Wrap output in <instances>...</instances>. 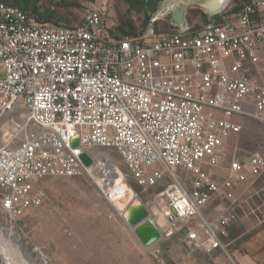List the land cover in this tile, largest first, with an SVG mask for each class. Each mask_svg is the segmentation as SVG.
Listing matches in <instances>:
<instances>
[{
	"label": "built area",
	"instance_id": "built-area-1",
	"mask_svg": "<svg viewBox=\"0 0 264 264\" xmlns=\"http://www.w3.org/2000/svg\"><path fill=\"white\" fill-rule=\"evenodd\" d=\"M207 15L200 27L120 37L99 0L88 1L75 26L38 25L0 1V113L26 111L18 129L0 135V204L12 224L43 202L40 179L92 176L116 150L144 188L169 172L172 182L158 194L169 226L179 223L194 250L235 264L225 238L236 215L205 209L237 199V186L264 173V152L230 159L223 148L243 129L241 118L264 122V84L248 72L261 60L264 0Z\"/></svg>",
	"mask_w": 264,
	"mask_h": 264
},
{
	"label": "rangeland",
	"instance_id": "rangeland-1",
	"mask_svg": "<svg viewBox=\"0 0 264 264\" xmlns=\"http://www.w3.org/2000/svg\"><path fill=\"white\" fill-rule=\"evenodd\" d=\"M30 1L58 11L64 20L70 22L67 24L78 25L83 22L85 7L90 0ZM99 1L107 5L111 29L119 24L132 23L137 34L149 27H154L158 32L177 30L170 26L168 17L152 22L151 15L158 0ZM190 7V24L195 27L205 24L207 12L200 6ZM260 55V62L249 67L248 72L264 84V45ZM24 114L25 110L0 113V135L18 129ZM240 122L243 129L231 134L223 146L230 159L264 152V122L248 117L241 118ZM111 153L114 163L144 202L154 204L158 194L172 182L171 175L166 171L163 180L156 186L144 188L137 182L122 155L116 150ZM155 168L163 170L160 164L152 167ZM204 170L211 175H225L221 167L204 166ZM175 172L189 181L187 169L177 167ZM249 181L236 192L237 199L221 202L224 211L237 217L225 238L236 264H239L238 257L264 261V173L254 182ZM35 191L42 193L43 202L26 210L13 224L0 204V224L18 237L37 264H218L231 261L230 257L217 251L207 254L194 250L186 241L185 229L170 237L164 236L153 246L144 249L122 216L125 206L122 208L107 198L93 176L45 177L37 182ZM161 205H164L166 214L165 202ZM152 217L155 220L158 218L156 213H152ZM0 264H4L1 249Z\"/></svg>",
	"mask_w": 264,
	"mask_h": 264
},
{
	"label": "water",
	"instance_id": "water-1",
	"mask_svg": "<svg viewBox=\"0 0 264 264\" xmlns=\"http://www.w3.org/2000/svg\"><path fill=\"white\" fill-rule=\"evenodd\" d=\"M231 2L232 0H159L156 9L151 15V20L155 22L168 17L173 27L184 31L190 26L188 19L190 6H200L207 13L217 14L227 9ZM79 144L80 139L78 137L72 140L73 147H77ZM80 159L86 166L93 164L92 156L86 151L80 154ZM123 184L130 185L126 178H124ZM110 195V193L106 194L107 198ZM156 202L160 204L165 202V199L160 197ZM171 210L177 213L174 207ZM152 213V205L144 202L138 195L131 199L122 210V216L127 225L132 228L140 242L148 248L156 244L164 236L170 237L177 232L176 227H180L179 223H175L164 230L152 217Z\"/></svg>",
	"mask_w": 264,
	"mask_h": 264
},
{
	"label": "bare ground",
	"instance_id": "bare-ground-1",
	"mask_svg": "<svg viewBox=\"0 0 264 264\" xmlns=\"http://www.w3.org/2000/svg\"><path fill=\"white\" fill-rule=\"evenodd\" d=\"M107 158V162L103 159L97 161L93 168L92 176L106 194H111L109 199L123 208L131 199L136 197V193L131 185L123 184L125 178L123 172L110 157ZM161 204L155 202L152 205V212L157 214V222L165 230L169 226V217L167 213H170V211L165 203V214L163 211L164 205L162 206ZM0 249L4 256V264H37L32 255L21 245V241L18 237L2 228L1 224Z\"/></svg>",
	"mask_w": 264,
	"mask_h": 264
},
{
	"label": "trees",
	"instance_id": "trees-1",
	"mask_svg": "<svg viewBox=\"0 0 264 264\" xmlns=\"http://www.w3.org/2000/svg\"><path fill=\"white\" fill-rule=\"evenodd\" d=\"M251 1L252 0H232L231 6L233 9V12H237V11L241 10L245 4H247ZM2 2H5L6 4H9V5H12L15 7H19L20 9H22L24 12H26L29 15L30 19L35 24H38V25L75 26V25L67 24L70 22H68L67 19L64 20V16L61 15L58 11L51 9L50 7L46 8L43 6H39L34 1H30V0H2ZM157 3L154 7V10L157 7ZM191 11H192V8L189 7V12H191ZM188 19L190 20L189 22L191 23V19L190 18H188ZM83 21H84V19H83ZM169 24H170V22H169ZM190 25H192V24H190ZM170 26L173 27L171 24H170ZM173 28H175V27H173ZM175 29H177V30L174 32H177L179 30L178 28H175ZM111 32L114 35L120 36V37L137 35V33L135 31V26L132 23L119 24L116 28H112ZM237 159H243V158H237Z\"/></svg>",
	"mask_w": 264,
	"mask_h": 264
},
{
	"label": "crops",
	"instance_id": "crops-1",
	"mask_svg": "<svg viewBox=\"0 0 264 264\" xmlns=\"http://www.w3.org/2000/svg\"><path fill=\"white\" fill-rule=\"evenodd\" d=\"M263 45H264V43H263ZM251 179V178H250ZM255 179H257V178H252V181L251 182H254L255 181ZM249 181V182H250ZM247 183V182H246ZM246 183H244V184H242V185H240V186H237V191L240 189V188H242V187H244L245 185H246ZM220 211H223V209H222V203L221 202H219V201H215V202H213L209 207H207L206 209H205V212H206V214L207 215H215V214H217V213H219ZM237 218V217H236ZM235 218V219H236ZM234 219V220H235ZM234 220H233V222H234ZM156 222H157V220H156ZM232 222V223H233ZM158 223V222H157ZM232 225V224H231ZM138 241H139V243L142 245V247H144V249H148V247H145L141 242H140V240L138 239ZM218 252V251H217ZM220 253V252H219ZM207 254H210V253H207ZM221 254V253H220ZM222 255V254H221ZM247 257L248 256H250V255H246ZM238 260H239V264H264V261H255L254 260V258L253 257H251V258H246V257H238ZM220 264H232L230 261H222V262H219ZM236 264V263H235Z\"/></svg>",
	"mask_w": 264,
	"mask_h": 264
}]
</instances>
